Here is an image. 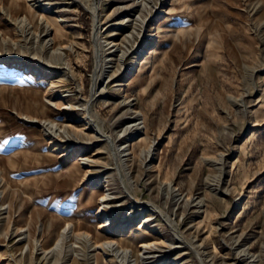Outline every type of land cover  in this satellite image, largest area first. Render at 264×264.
Wrapping results in <instances>:
<instances>
[{
    "label": "rangeland",
    "instance_id": "1",
    "mask_svg": "<svg viewBox=\"0 0 264 264\" xmlns=\"http://www.w3.org/2000/svg\"><path fill=\"white\" fill-rule=\"evenodd\" d=\"M0 264H264V0H0Z\"/></svg>",
    "mask_w": 264,
    "mask_h": 264
},
{
    "label": "bare ground",
    "instance_id": "2",
    "mask_svg": "<svg viewBox=\"0 0 264 264\" xmlns=\"http://www.w3.org/2000/svg\"><path fill=\"white\" fill-rule=\"evenodd\" d=\"M144 4H146V3L144 2L143 5ZM146 19H147V17L140 18V21L142 23V24H140L141 25V27H140L141 31L144 28V25H145L144 23H145ZM42 20H44L46 25L51 26L53 24L51 19L45 14H42ZM96 26L98 27L99 23H96ZM54 29H55V27H54ZM57 33H58V29L55 30V36H53V38L57 36L56 35ZM114 44H116V43H114ZM137 58L139 59L140 56L139 57L137 56ZM136 63H137V61L133 63L132 67L135 66ZM49 122L47 123L48 125H49ZM53 124L54 123H52L51 125H53ZM80 159H82V162H79L76 159L68 167V170H69L71 177L78 183L80 180L82 182L85 181L89 175L97 174L96 171H94L93 165H92V163H90V159H88V157L80 158ZM81 173H83L84 176H83V178L80 179ZM95 178L96 177H93L91 180L95 181ZM95 184L96 183L92 182L91 187H95L96 186ZM97 192L98 191L93 189V188L86 192L87 193V200H85V201L81 200L80 205H82V208L80 209V211L73 213V217L66 218L65 224L63 225L62 233L64 232V230L68 226H70L69 230L72 231V233L79 235V238H83L86 241L92 242L94 244L95 248L106 249V248H116L117 247V248H121L122 250H125V251L127 249H129L131 252L139 250V253H141V254H143V253L150 254L151 252H153L154 249L151 248L150 242L144 243L142 241L140 244L138 243L141 239L138 231L132 230L128 236H125L126 232L124 230L126 227V222L123 223V225H122L123 231L121 232L120 237L116 238V239L113 238L114 231H113L112 227L117 222V218L115 216H110V215L107 216L105 219V221H106L105 223H103L101 225L98 224L97 225L98 228L95 230V232L91 231L94 223H90L89 221H91V219L88 218L87 216H85V214H83L82 211L88 210L90 208V205H92L94 203H96V204L98 203L97 204V215H100L101 213H103L102 216H106L105 214H107L109 211L108 208H112V206H113L112 201H114V197L110 195L111 193L110 192L107 193L104 189L102 190V192L99 193L100 196L97 199L95 197ZM100 199L102 200L101 203L99 202ZM114 215H116V214H114ZM95 220H96V222L98 221V219H95ZM19 229H20V231L24 230V228H19ZM49 249H52V247H50L49 244H47V246L45 247V252H50Z\"/></svg>",
    "mask_w": 264,
    "mask_h": 264
}]
</instances>
